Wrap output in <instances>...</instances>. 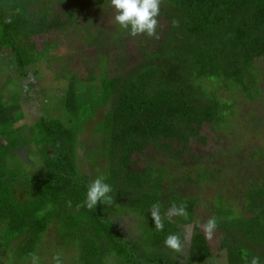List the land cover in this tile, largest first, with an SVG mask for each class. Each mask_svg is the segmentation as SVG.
<instances>
[{"label": "trees", "instance_id": "16d2710c", "mask_svg": "<svg viewBox=\"0 0 264 264\" xmlns=\"http://www.w3.org/2000/svg\"><path fill=\"white\" fill-rule=\"evenodd\" d=\"M47 4L36 12L28 11L25 2L0 0V63L22 76L46 55L37 52L30 39L49 29L67 27L78 16L65 6L63 11L70 19L61 22L55 16L48 23L51 10ZM159 17L168 27L157 42L158 35H138L136 53L133 50L129 55L126 40L116 41L121 51L114 72L103 69L95 77V66L88 68L82 87L75 73L68 76V70L64 72L69 83L61 106L71 120L70 127L40 117L34 129L14 128L22 112L17 101L2 103L0 93V246L8 252V264L37 257L44 233L54 223L60 230V247L75 245L81 264H199L212 257L205 236L198 232L191 237L186 263L175 258L176 253L165 248L159 237L152 245L159 244L160 250L141 251L138 244L123 238L115 217L131 208L147 219V234L154 224L151 206L159 203L164 213L175 203L186 205V217L192 222L195 201L179 193L191 178L183 175L178 187L167 185L165 177L171 175L167 167L147 165L138 170L133 168L137 160L132 157L146 155L149 147L162 152L167 160L180 162L194 140L204 145L203 125L220 130L232 123L233 100L219 97L220 91L255 99L254 65L264 59V0H160ZM123 32L127 31L121 29L120 34ZM126 59L133 64L129 69ZM96 63L107 67L105 58ZM94 82H99V88ZM5 87L15 100L11 79ZM99 107L104 114L96 153L87 150L77 134L80 126L95 118ZM31 142L44 148L37 152L38 157L30 153L27 163L20 154ZM78 148L90 161L93 179L79 172ZM37 158L45 166V174L26 176L24 168ZM100 161L106 163L104 167L98 166ZM12 164L19 167L10 169ZM99 176L112 186L113 204L98 202L95 209H88L83 206L87 185ZM207 176L199 172L195 183ZM247 201L249 218L244 213L235 216L221 199L214 203L212 218L222 233L218 250L225 253L222 264H250L253 257L264 264V186L250 188ZM167 223L160 235L178 234L175 225ZM59 261L58 257L55 264Z\"/></svg>", "mask_w": 264, "mask_h": 264}, {"label": "rangeland", "instance_id": "374dc122", "mask_svg": "<svg viewBox=\"0 0 264 264\" xmlns=\"http://www.w3.org/2000/svg\"><path fill=\"white\" fill-rule=\"evenodd\" d=\"M18 1L25 2V8L28 11L36 12L48 3L47 7L51 10L48 23L55 16L61 22L67 21V17L70 19V15L63 11L65 6L78 16L73 23L67 22V27L62 26L57 30L49 29L30 39L34 43V49L46 55L29 66L25 76L17 73L13 67L0 63L1 101L7 105L18 102L17 106L22 112V118L14 125V128L34 129L40 117L59 120L66 127H70L71 120L61 106L63 94L69 83L68 78L65 77L66 74L68 73L69 76L71 72L75 73L82 81L80 84L82 87L86 83L88 68L95 66L93 70L95 77L99 76L100 72H105L103 69H108L110 73L114 72V63L116 64L121 51L116 45V41L126 40V44L131 48L129 52L131 55L133 50L135 52L134 47L138 39L136 36H129L127 32L120 34L122 28L115 24L114 12L109 7L108 0ZM157 20L156 35L158 36L154 42L162 37L168 27L166 20L159 16ZM48 23L46 26L49 25ZM48 43L52 46H48ZM100 58H105L106 68L97 66L96 62ZM129 58L134 60L136 57L130 56ZM125 61L128 63V69L133 66L132 63H129V59ZM254 66L253 73L256 77L258 95L250 101L243 94L230 90L220 91L219 97L224 100L231 98L233 100L234 114L230 117L232 123L226 124L220 130L211 129L209 124L203 125L200 135L206 139L204 145L194 140L195 142L186 146L188 152L181 154L182 160L177 163L170 159L167 160L166 155L162 152L149 147L146 150V155L138 156V158L132 157L134 161L137 160L133 168L138 170H142L147 165L156 169L167 167L171 173L165 177L167 185L172 184L174 187H178L182 184L180 177L183 175L191 178L190 182L181 186L179 193L182 197H188L195 201L192 222H189L186 216L176 217L172 221L165 222V226L169 224L167 222L173 223L182 239H184V229L188 228V236L184 240L182 251L174 255L175 258L180 259V262L186 263L189 259L191 237L194 232H198L205 236L212 255L210 259L199 264H222L225 253L218 250L222 233L215 229L209 239L202 227L213 217L215 201L221 199L223 204L236 212L235 216L240 217V213H244V216L249 218L252 215L246 210L247 191L256 186H264V59H260ZM9 79L15 86V100L11 96L13 92L5 87V82ZM29 84H33V87L31 88ZM93 85L97 88L100 86L99 82H94ZM103 114L104 109L97 108L95 118L80 126L77 134L79 141L85 144V148L96 153L99 152L98 146L102 140L100 129ZM42 148L44 146L37 147L31 142L20 154L21 159L30 163L27 156L34 153L38 157L37 152ZM254 150L258 152L257 156H255L257 153H254ZM84 153L83 149H77L76 162L79 172L93 179L94 171L89 165V159L84 158ZM33 161L31 167H23V173L26 176L45 174L46 169L42 162L38 158ZM105 164L100 161L98 166L104 167ZM8 166L10 169L19 167L16 164ZM199 172L208 176L200 184H197L195 180L198 178ZM115 219L118 221L117 228L123 238L138 244L141 251L155 248L152 245L155 243L152 241L155 237H159L163 245L165 237L160 235V231L154 227V224L153 228H150L152 231L146 234L147 219L143 215L135 213L131 208L128 207L124 214L115 217ZM1 227L0 224V229ZM148 236L150 239L146 238ZM59 238L60 230L57 223H54L44 233L40 246L42 250L37 256L43 261L42 264H55L58 257L60 258L59 264H81L78 261L77 247L71 245L64 249L60 247ZM155 249L160 250L161 246L156 244ZM53 250L54 254H52ZM8 262V252L0 246V264H8ZM22 264H33V260L26 259Z\"/></svg>", "mask_w": 264, "mask_h": 264}, {"label": "clouds", "instance_id": "9594fccd", "mask_svg": "<svg viewBox=\"0 0 264 264\" xmlns=\"http://www.w3.org/2000/svg\"><path fill=\"white\" fill-rule=\"evenodd\" d=\"M108 4L114 12L115 24L125 29L129 36L135 37L144 34L152 37L156 35L160 0H108ZM112 191V186L106 182L104 176L97 177L87 185L83 206L88 209H95L98 202L106 206L112 205L114 199L111 195ZM149 213L154 222V227L162 231L165 220L172 221L176 217H185L187 209L184 204L177 205L173 203L167 208L166 212L162 213L161 205L154 203ZM202 227L206 236L211 239L217 228V221L215 218H211ZM183 235L184 239L179 234H168L163 240L164 247L172 252L180 253L184 246V240L188 236L187 227L184 229ZM32 260L33 264H38V257L34 256ZM250 264H260V258L253 257Z\"/></svg>", "mask_w": 264, "mask_h": 264}]
</instances>
